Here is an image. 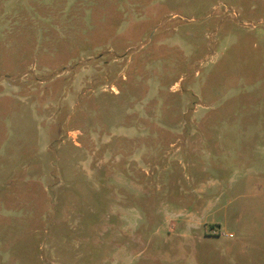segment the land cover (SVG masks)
Masks as SVG:
<instances>
[{
    "label": "rangeland",
    "instance_id": "rangeland-1",
    "mask_svg": "<svg viewBox=\"0 0 264 264\" xmlns=\"http://www.w3.org/2000/svg\"><path fill=\"white\" fill-rule=\"evenodd\" d=\"M0 264H264V0H0Z\"/></svg>",
    "mask_w": 264,
    "mask_h": 264
}]
</instances>
